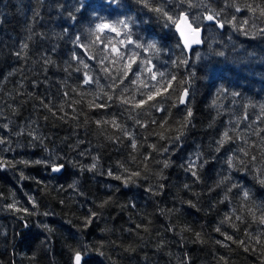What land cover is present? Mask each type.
I'll return each mask as SVG.
<instances>
[{
    "label": "trees",
    "instance_id": "trees-1",
    "mask_svg": "<svg viewBox=\"0 0 264 264\" xmlns=\"http://www.w3.org/2000/svg\"><path fill=\"white\" fill-rule=\"evenodd\" d=\"M202 3L188 55L135 0L99 15L141 48L77 0H0V264H264V0Z\"/></svg>",
    "mask_w": 264,
    "mask_h": 264
},
{
    "label": "snow or ice",
    "instance_id": "snow-or-ice-1",
    "mask_svg": "<svg viewBox=\"0 0 264 264\" xmlns=\"http://www.w3.org/2000/svg\"><path fill=\"white\" fill-rule=\"evenodd\" d=\"M136 3L142 4L144 8H148L150 11L155 12L162 16L165 20V27L174 28L176 33L178 34L180 41L183 44V47L185 49H191L193 45L201 44L203 41L201 39V26L199 21L201 20V17H192L190 19V11L193 7H204L207 11V6L202 3V0L198 3H193V0H175V7L173 9L166 10L165 4L171 3L172 0H165V4H161L160 6L153 7L151 0H135ZM119 5L120 0H107V4L105 3V0H77V4L75 7L76 12H84L91 10V12L95 15V17L99 20H101L100 23H97L95 25V33H96V39H101V34L104 32H115L117 36L124 35L127 37V43L128 44H134L136 43L131 39V29L130 25L134 23V20L132 17L125 15L124 19H117L114 23H108L99 15V12L102 11L106 6L111 7L112 5ZM187 5L186 8H181V5ZM250 10L255 11V9L251 8V6H248ZM236 11H240V8L237 6ZM220 13L208 11L207 15H204L202 18L206 19L208 21H215L219 27L223 28L224 23L218 20V16ZM260 15L264 16V8H260ZM69 17L72 20H75L76 17L73 13H69ZM235 17H233V20ZM247 23V21H245ZM118 27L121 30H118ZM260 33L264 35V29L260 30ZM245 35L248 33L245 32ZM121 44H124V41H120ZM137 48L143 47V45L136 43ZM27 48V44L22 45V50ZM113 51L117 52L119 54V49L113 47ZM146 50H156L155 44L148 45V48ZM21 53H17L16 55H20ZM221 55L223 53H220ZM127 58L129 63L127 65V70L131 71V65L136 63V56L133 55L131 57H125L124 55H120V59ZM150 63V61L148 62ZM183 63H187V61H183ZM87 67V65H85ZM149 73H151V78L156 79V73L152 72V69L149 67L146 69ZM162 78L164 77V73L159 74ZM176 79L175 76H172L166 85H164V91H167L168 88L171 87L172 81ZM89 81L86 80L85 83H88ZM155 88V86H153ZM160 89H156L155 93L148 94L146 100H141L136 102V107H141L143 104L147 103L149 100H154L156 95H161ZM184 97L188 95L187 89L184 90ZM234 95H238L237 93H234ZM185 102L184 99H181V103ZM125 103H128V101H125ZM192 113L191 110L188 111L187 116L191 117ZM224 138L228 139V133H224ZM2 142V141H0ZM223 140L220 142L223 144ZM135 148V143L132 145ZM39 162V161H37ZM229 165L231 166V158L228 161ZM195 166V161L191 162L188 167L193 168ZM95 167V164L92 166ZM165 167H167V163H165ZM59 167H54L53 171H59ZM111 174V173H109ZM193 175H196L195 172H193ZM119 179V177H117ZM264 183V181H262ZM243 196L245 199L248 198L249 194L248 192H244ZM88 223H91V220L88 221ZM260 223L264 224V215L260 217ZM219 231V229H217ZM226 239H232L230 236H226ZM241 244H243V241H241ZM87 257V250L77 251L74 255V264H85V258Z\"/></svg>",
    "mask_w": 264,
    "mask_h": 264
},
{
    "label": "water",
    "instance_id": "water-1",
    "mask_svg": "<svg viewBox=\"0 0 264 264\" xmlns=\"http://www.w3.org/2000/svg\"><path fill=\"white\" fill-rule=\"evenodd\" d=\"M206 23H207V24H217L215 21H208V20H206ZM217 25H218V24H217ZM218 27H219V25H218ZM175 32H176V31H175ZM176 34H177V33H176ZM200 34H201V39H202V41H203L204 27H201ZM177 35H178V34H177ZM178 37H179V36H178ZM179 39H180V38H179ZM180 42H181V41H180ZM181 45H182V47H183L182 42H181ZM202 45H203V42H202L201 44H198V45H193L191 49H185L184 47H183V48H184V50L186 51V53L190 55L193 49L198 48V47H200V46H202ZM182 98H183L184 101H185V102H183L182 104H185V103H186L187 96L184 97V95H183ZM59 169H60V168H59ZM54 172H55V173H60V172H61V169H60L59 171H54Z\"/></svg>",
    "mask_w": 264,
    "mask_h": 264
},
{
    "label": "bare ground",
    "instance_id": "bare-ground-1",
    "mask_svg": "<svg viewBox=\"0 0 264 264\" xmlns=\"http://www.w3.org/2000/svg\"><path fill=\"white\" fill-rule=\"evenodd\" d=\"M207 24V23H206ZM218 26V25H217ZM221 28V27H220ZM201 47V46H200ZM189 55V54H188ZM183 94H184V91H183V93H182V96H183ZM182 96H181V99H182ZM187 99H188V95H187ZM187 99H186V102H187ZM186 104V103H185ZM185 104H182L181 103V105H185ZM60 168V167H59ZM61 169V168H60Z\"/></svg>",
    "mask_w": 264,
    "mask_h": 264
}]
</instances>
